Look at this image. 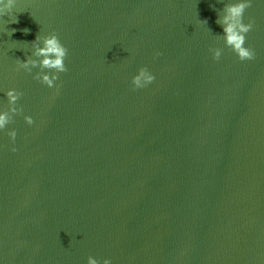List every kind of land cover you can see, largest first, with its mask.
<instances>
[{"label":"water","instance_id":"95a60500","mask_svg":"<svg viewBox=\"0 0 264 264\" xmlns=\"http://www.w3.org/2000/svg\"><path fill=\"white\" fill-rule=\"evenodd\" d=\"M235 2L14 0L0 17V112L22 93L0 129V264H264V0L243 14L244 61L216 22ZM52 32L68 54L49 88L18 65ZM142 67L155 79L133 90Z\"/></svg>","mask_w":264,"mask_h":264},{"label":"clouds","instance_id":"9594fccd","mask_svg":"<svg viewBox=\"0 0 264 264\" xmlns=\"http://www.w3.org/2000/svg\"><path fill=\"white\" fill-rule=\"evenodd\" d=\"M13 6L14 0H0V17L6 14L11 15ZM250 6V0H237L235 3L226 4L223 9L224 15L219 17L216 21L223 27V40L225 47L230 48L241 61L251 60L255 55L252 49L244 46L246 34L251 31L253 26L252 21H249L247 24L243 23V14ZM11 22H16L15 18L12 19ZM204 22L207 23L206 20H204ZM25 32H27V29H25ZM32 48V55L40 59L37 61L36 59L29 57L23 62L19 60V68L31 73L33 68L39 67L41 71L37 72L33 78L38 79L49 88L53 87L54 81L58 79L55 73L67 71L64 64V60L68 54L67 48L61 44L54 32L43 37L38 35L32 42ZM209 51L212 53V58L214 60H218L222 53L220 48H211ZM44 69L53 70V74L50 76L49 74L43 72ZM154 79L155 77L150 74L146 68H140L131 80L133 90L145 87ZM5 95L7 97L9 107L7 111L0 112V129H4L6 124L12 121V114H18L21 111V109H18L15 105L22 93L14 89H10L5 93ZM24 120L28 125L33 124V120L29 116H25ZM7 135L12 141H14L16 132L15 130H12L9 131ZM15 150V148L12 149V151ZM87 264H98V261L89 256L87 258ZM103 264H111V262L108 259H104Z\"/></svg>","mask_w":264,"mask_h":264}]
</instances>
